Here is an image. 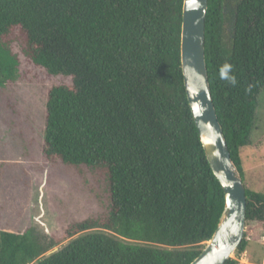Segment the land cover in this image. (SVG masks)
I'll return each instance as SVG.
<instances>
[{"label": "trees", "instance_id": "trees-1", "mask_svg": "<svg viewBox=\"0 0 264 264\" xmlns=\"http://www.w3.org/2000/svg\"><path fill=\"white\" fill-rule=\"evenodd\" d=\"M182 5L0 0V87L18 77L13 44L48 74L70 76V85L48 89L42 153L104 183V211L67 234L103 228L146 242L87 231L35 264H189L212 236L224 192L184 88ZM204 48L216 114L244 182L240 149L250 144L264 88V0H208ZM225 64L235 83L222 78ZM245 193L246 221L264 223V191ZM246 245L244 236L236 251ZM49 247L31 229L0 230V264L31 263Z\"/></svg>", "mask_w": 264, "mask_h": 264}, {"label": "rangeland", "instance_id": "rangeland-1", "mask_svg": "<svg viewBox=\"0 0 264 264\" xmlns=\"http://www.w3.org/2000/svg\"><path fill=\"white\" fill-rule=\"evenodd\" d=\"M12 50L19 58L18 77L13 84L0 87V230L31 229L42 242L49 244L46 251L28 263L35 264L87 231L117 235L103 228L67 234L70 224L104 211L107 203L104 183L87 168L78 170L44 158L48 89L56 84L70 85L72 79L48 74L34 65L16 44ZM240 157L245 186L263 192L264 88L258 96L257 121L250 144L240 149ZM117 237L130 244H146ZM245 239V250L235 251L232 258L239 264H264V223L246 221ZM153 245L167 250L182 249Z\"/></svg>", "mask_w": 264, "mask_h": 264}, {"label": "water", "instance_id": "water-1", "mask_svg": "<svg viewBox=\"0 0 264 264\" xmlns=\"http://www.w3.org/2000/svg\"><path fill=\"white\" fill-rule=\"evenodd\" d=\"M208 0H183L180 57L183 83L200 142L224 192L217 226L189 264H224L245 236V184L230 156L218 120L205 62V16ZM55 251H52V253Z\"/></svg>", "mask_w": 264, "mask_h": 264}, {"label": "clouds", "instance_id": "clouds-1", "mask_svg": "<svg viewBox=\"0 0 264 264\" xmlns=\"http://www.w3.org/2000/svg\"><path fill=\"white\" fill-rule=\"evenodd\" d=\"M230 70H231V65L225 64L221 70V76L222 78L228 79L230 82L235 83V77L228 75Z\"/></svg>", "mask_w": 264, "mask_h": 264}]
</instances>
